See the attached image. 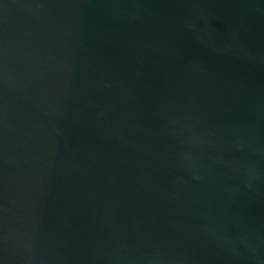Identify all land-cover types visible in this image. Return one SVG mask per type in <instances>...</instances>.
Instances as JSON below:
<instances>
[{
  "label": "water",
  "instance_id": "95a60500",
  "mask_svg": "<svg viewBox=\"0 0 264 264\" xmlns=\"http://www.w3.org/2000/svg\"><path fill=\"white\" fill-rule=\"evenodd\" d=\"M0 264H264V0H0Z\"/></svg>",
  "mask_w": 264,
  "mask_h": 264
}]
</instances>
